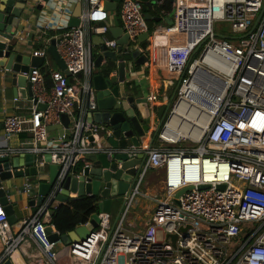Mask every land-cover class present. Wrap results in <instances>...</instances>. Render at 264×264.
Masks as SVG:
<instances>
[{"label":"built area","instance_id":"obj_1","mask_svg":"<svg viewBox=\"0 0 264 264\" xmlns=\"http://www.w3.org/2000/svg\"><path fill=\"white\" fill-rule=\"evenodd\" d=\"M149 1L160 18L166 15L159 8L164 0ZM105 2L80 0L78 25L52 37L72 82L63 71L51 69L48 87L40 67L31 68L27 113L3 117L0 157L37 155L35 175H24L21 187L27 200L35 199L38 184L47 181V164L60 169L44 203L17 231L0 202V264L18 250L27 264H73L69 255L81 264H264V0H170L171 24L151 31L140 1L119 2L125 51L139 49L148 57L145 65L157 64L169 78L179 79L176 100L152 144L124 147L104 145L113 129L89 119L96 106L91 77L97 69L86 35L100 36L111 50L117 47L116 39L106 37L112 11ZM226 25L228 32L222 30ZM47 30L44 25L32 33L29 41L42 43L32 54L46 56ZM142 33L151 46H142ZM23 37L16 38L21 42ZM133 67L132 61L125 62L127 78L136 74ZM184 98L191 104V123L202 130L172 137L168 120ZM37 104L45 108L37 109ZM62 114L68 117V136L50 139L48 126L61 124ZM22 132L29 136L10 147L11 137ZM99 153L109 164L117 162V168L118 154L129 160L144 153L121 212L116 217L95 212L98 224L83 239L51 241L46 231L52 226L50 205L64 179L77 175L80 162L81 168L91 166L85 155ZM148 171L159 174L154 187L142 189ZM54 232L60 235L52 228Z\"/></svg>","mask_w":264,"mask_h":264},{"label":"water","instance_id":"obj_2","mask_svg":"<svg viewBox=\"0 0 264 264\" xmlns=\"http://www.w3.org/2000/svg\"><path fill=\"white\" fill-rule=\"evenodd\" d=\"M43 3H52L53 0H41ZM121 0H106L105 8L109 11H114L117 4ZM141 2L142 11L147 21L159 22L160 17H153L149 11L147 4L149 0H138ZM153 1V0H152ZM56 6V4L54 5ZM40 3H33V0H0V86L7 84L12 90V94L16 100H28L32 96L31 84L26 75L29 74L31 68L41 67L45 57L35 54H23L20 50L17 34L19 26L22 23V17L29 11L31 13L36 11L35 21L40 16L42 10ZM38 11V12H37ZM78 12L73 15L69 21V27L78 25ZM110 31H117L116 36H120L117 40V47L115 50L109 49L104 40L98 36L93 35L91 41L98 52L93 59L94 66L97 69L91 77V84L95 90L96 106L93 110L90 121L96 123H104L113 129V136L108 138L104 145L112 147L126 145H144L152 144L153 139L167 118L170 109L171 99L175 95V91L179 86V81L171 94L169 101L160 106L155 114H150L147 104V98L138 96L136 88L126 86L127 74L125 72V62L132 61L134 66L143 65L148 61L145 54H141L139 49L131 52L125 51V44L127 42V35H121V29L109 28ZM147 33H142L139 36L141 41L147 38ZM46 53L53 59L59 70L63 71L68 77L69 82L73 78L65 69V65L61 60L55 49V39L51 38L50 43L46 48ZM105 60L112 61L115 64V73L105 74L101 72V62ZM134 89L133 91L129 90ZM37 109H44L45 104H37ZM2 123L0 127L2 128ZM68 127V117L65 114L61 115V124L49 125L48 130H57L59 135L64 133ZM153 133L149 135V131ZM67 137L68 134L64 133ZM37 155L26 153L23 155L9 157H0V202L3 206V211L7 216L9 224H14L22 218L21 203L18 200L12 201L9 194H7L4 184L11 182L14 179L24 177V175L34 176L35 167L34 161ZM49 154L44 155V160L49 161ZM85 158L92 162L91 166H85L77 172V175L66 176L62 183V189L50 205L49 214L51 215L53 209L59 206L72 193L75 197L84 195H95L100 198L98 202V212H111L113 203H118V213L123 208V196L127 194L134 185L135 177L140 169L144 159V153H140L136 158L127 160L125 154H118L117 160L121 161V167L117 168L116 163L111 164L106 160L104 153L88 154ZM137 166V167H136ZM104 168V169H102ZM27 169V172L24 170ZM48 179L40 182L37 186V197L35 199L27 200L25 205L35 206L44 203L48 193L56 180L59 165L47 164ZM223 188V186H220ZM12 192V189H7ZM15 189H13L14 194ZM181 192L176 194V197ZM19 200H22L19 196ZM97 214H93L91 219L85 224L76 227L74 230L57 234L51 233L52 226H47L46 231L49 233V239L55 241L60 238L65 244L85 238L90 231H92L98 224ZM115 221L113 222V224ZM174 241L176 235H171ZM62 260V263H64ZM2 264H12L11 260H6Z\"/></svg>","mask_w":264,"mask_h":264},{"label":"crops","instance_id":"obj_3","mask_svg":"<svg viewBox=\"0 0 264 264\" xmlns=\"http://www.w3.org/2000/svg\"><path fill=\"white\" fill-rule=\"evenodd\" d=\"M54 5L52 6V3H43L41 0H33V3H40L42 5V10L40 11V16L37 21H35V16H36V11L31 13L29 16V11L27 12L26 15L22 17V23L19 26V31L18 34H22L23 40L19 42L20 45V50L22 51L23 54H32L33 52L38 51V47L36 45L38 42L32 43L29 41V39L32 36V33L36 31L37 29L41 28L44 25L49 26V30H47V39H50L54 36L59 35L60 33L66 31L69 28V21L73 17L74 14L78 12V9L80 7V12L82 5L80 4V0H53ZM118 6L119 3L117 4L116 10L112 11V16L110 18V28H116V29H121L120 28V19L118 17ZM155 12L153 13V17H159L157 15V9L154 10ZM38 12V11H37ZM79 12V14H80ZM79 17V15H78ZM153 27L156 25H162L161 24V18L159 22L152 21ZM17 34V35H18ZM118 32L115 31H108L106 34V37L108 39H116L118 40L120 36H116ZM121 35H123L121 31ZM93 35H86V39L90 40L91 43V54H92V59L96 57V54L98 52V47L94 45L91 41V37ZM160 37L158 38L157 41H159ZM149 41L150 45V40L145 39ZM144 40V41H145ZM40 42V41H39ZM143 42V41H142ZM151 46V45H150ZM94 62V61H93ZM105 64V60L101 62V69L103 65ZM42 69L41 71L45 72L48 74V77L45 78V81L51 85V80L49 76V70L55 69L59 70L53 59L46 53L45 60L42 64ZM116 70V68H115ZM115 70L111 71L110 74H112ZM133 70L136 71L135 75H130L128 76L127 81H126V86L127 88L132 87V88H137L138 90L137 95L138 96H143L147 98L148 95H155L156 98L149 100L147 99V104H148V109L150 114H155L157 110L160 108L161 105L167 103L169 100H167V92L170 89L171 83L170 80L172 78H169V76L165 75L163 72V69L159 67V65L155 64H144L143 66H134ZM44 73V74H45ZM129 86V87H128ZM130 92L133 91V89L129 90ZM15 97L12 94L11 88L8 87L7 84L1 85L0 86V123H2L3 117L6 114L9 113H27V108L29 107V103L27 100H16L14 99ZM18 107V108H17ZM52 131V130H51ZM53 135H50V139H55L59 136V133L57 130H53ZM153 133V130L151 129L149 131V135ZM29 136L28 133L22 132L19 134H16L11 137V139L8 141V145L10 147H18L20 146L21 142L26 139ZM0 144L3 145V139H2V128L0 127ZM27 172V169H24ZM48 171V169H47ZM24 181V177H20L17 179L12 180L11 182H6L4 184V188L7 191V194L11 195L10 198L12 201L18 200L21 203L20 206L21 208V215L22 218L15 222L14 224H11V228L13 231H17L23 224V221L29 218L32 214H34L39 207V205L35 206H29L27 207L25 205L27 199L23 194H21V187L22 183ZM12 189L11 191H8L7 189ZM13 189H15L14 194ZM19 196L22 200H19ZM37 197V196H36ZM69 197H75L74 194L70 193ZM118 208L119 204L118 203H113L111 206V214L116 217L118 213ZM52 228L54 226L52 225ZM55 229V228H54ZM3 250V245L0 240V255ZM29 251V248H28ZM12 264H27V258L25 257L24 253L20 250L16 251L15 254L12 256L10 259ZM70 262L72 260L70 259Z\"/></svg>","mask_w":264,"mask_h":264},{"label":"trees","instance_id":"obj_4","mask_svg":"<svg viewBox=\"0 0 264 264\" xmlns=\"http://www.w3.org/2000/svg\"><path fill=\"white\" fill-rule=\"evenodd\" d=\"M148 11L153 15L152 7L147 4ZM164 9L167 13L171 12V2L170 0H164V3L159 7ZM159 9H157L158 11ZM148 22V21H147ZM149 23V22H148ZM152 23V21H151ZM143 47H148L149 41L145 40L142 43ZM36 47L41 48L42 43L38 42ZM138 67V66H137ZM42 69V67H40ZM115 70V64L112 61H107L101 72L108 74L109 72ZM44 77L47 78L48 74L44 71L42 72ZM45 73V74H44ZM186 74V72H185ZM49 87L50 83L46 82ZM172 94V93H171ZM170 95H168L167 100H169ZM82 167V163H78L76 170L79 171ZM100 198L95 195H84L81 197H68L59 206L53 209L50 215V224L60 233H68L74 230L76 227L84 224L89 218L98 211V202Z\"/></svg>","mask_w":264,"mask_h":264},{"label":"bare ground","instance_id":"obj_5","mask_svg":"<svg viewBox=\"0 0 264 264\" xmlns=\"http://www.w3.org/2000/svg\"><path fill=\"white\" fill-rule=\"evenodd\" d=\"M158 38L159 36H155L154 42L155 44L158 43ZM184 91L186 92V98L190 95L189 91L187 90V87H184ZM184 98L181 100L177 105L175 106L173 112L171 113V117L168 120V133L171 135L172 132V137H175L177 134H183L187 135L186 132H189L191 135L194 133L199 134L202 130V127L198 129L197 127L193 126V122L191 123V120L193 118L191 117L192 115V108L191 104L188 100ZM203 115V114H202ZM200 130V131H199Z\"/></svg>","mask_w":264,"mask_h":264},{"label":"rangeland","instance_id":"obj_6","mask_svg":"<svg viewBox=\"0 0 264 264\" xmlns=\"http://www.w3.org/2000/svg\"><path fill=\"white\" fill-rule=\"evenodd\" d=\"M153 12L152 13H154L155 11L154 10H152ZM149 23H148V26L150 27V31L152 30V28H154L153 27V24L154 23H151V21H148ZM171 22H172V20H171V12L170 13H166V15H164L163 17H161V24H163V25H169V24H171ZM222 30L224 31V32H228V26L226 25V26H224L223 28H222ZM178 81H179V79L178 78H173L172 80H170V83H171V86H170V89H169V91L167 92V95H170L171 93H173V91H174V89H175V87H176V85H177V83H178ZM137 89V88H136ZM176 100V98H175V95H174V97L171 99V102H170V109H169V111L171 110V108H172V106H173V104H174V101ZM53 131V130H52ZM52 131H48V137L49 138H51L50 137V135H53V132ZM186 143H181V144H179V145H185ZM158 174H159V172L158 173H156V175L154 174V171H148V173H147V175L145 176V178H144V180H143V182H142V185H141V188L142 189H146V188H150L151 186H153L154 187V185H153V181H154V179L158 176ZM148 183V184H147ZM146 203V202H145ZM124 226H126V225H124ZM136 227H139V226H136ZM135 229V227L134 228H132V230H134ZM69 257H70V259L72 260V262H74L73 264H81V263H79L72 255H69Z\"/></svg>","mask_w":264,"mask_h":264},{"label":"flooded vegetation","instance_id":"obj_7","mask_svg":"<svg viewBox=\"0 0 264 264\" xmlns=\"http://www.w3.org/2000/svg\"><path fill=\"white\" fill-rule=\"evenodd\" d=\"M134 90V89H133Z\"/></svg>","mask_w":264,"mask_h":264}]
</instances>
